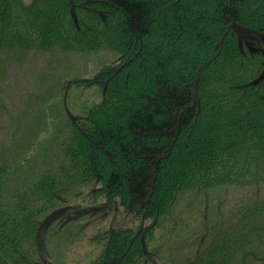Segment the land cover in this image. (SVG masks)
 <instances>
[{
  "label": "trees",
  "instance_id": "obj_1",
  "mask_svg": "<svg viewBox=\"0 0 264 264\" xmlns=\"http://www.w3.org/2000/svg\"><path fill=\"white\" fill-rule=\"evenodd\" d=\"M214 1L0 0V51L107 50L119 59L79 81L103 84L104 96L82 125L68 120L55 136L56 165L10 200L16 161L0 166V264H55L44 257L45 224L71 212L87 229L97 210L109 223L80 234L98 248L89 264H168L157 233L176 230L189 193L264 186V80L254 84L264 42L243 31L264 34V0ZM204 4L212 15L199 12ZM253 197L191 243L184 264L264 259V197Z\"/></svg>",
  "mask_w": 264,
  "mask_h": 264
},
{
  "label": "rangeland",
  "instance_id": "obj_2",
  "mask_svg": "<svg viewBox=\"0 0 264 264\" xmlns=\"http://www.w3.org/2000/svg\"><path fill=\"white\" fill-rule=\"evenodd\" d=\"M199 12L212 15L211 4H204ZM175 45L179 48L182 40ZM118 61V55L107 50L87 54L62 50L0 51V166L9 167L16 161L11 166L5 189L9 200L20 186L36 180L40 173L55 164L52 158L58 146L55 136L65 133L68 120L82 125L88 109L102 100L103 84L79 81L91 78L105 65ZM151 74L156 75L154 71ZM163 168L166 172L165 166ZM254 195L264 197V186L257 192L230 186L189 193L175 209L176 230L168 226L157 233L165 232V236L159 238L164 242L161 247L158 245L159 260L184 264L191 243L206 239L211 227L229 224L236 217L238 205ZM104 214L97 210L93 215L96 217L88 218L92 220L87 222V229L86 222L74 221L76 218L71 212L47 222L41 232L44 257L55 264H89L95 256L90 252L98 248L80 234L84 230L88 233L104 231L109 223ZM261 248L264 250V245ZM256 263L264 264V259Z\"/></svg>",
  "mask_w": 264,
  "mask_h": 264
},
{
  "label": "water",
  "instance_id": "obj_3",
  "mask_svg": "<svg viewBox=\"0 0 264 264\" xmlns=\"http://www.w3.org/2000/svg\"><path fill=\"white\" fill-rule=\"evenodd\" d=\"M234 25V24H233ZM243 31H245L247 34L254 35L259 37L264 42V34L251 28L244 27ZM264 80V72L263 74L254 82V84H259L261 81Z\"/></svg>",
  "mask_w": 264,
  "mask_h": 264
}]
</instances>
